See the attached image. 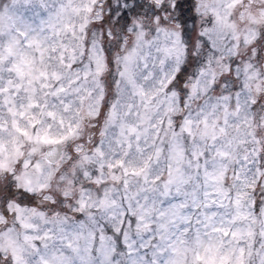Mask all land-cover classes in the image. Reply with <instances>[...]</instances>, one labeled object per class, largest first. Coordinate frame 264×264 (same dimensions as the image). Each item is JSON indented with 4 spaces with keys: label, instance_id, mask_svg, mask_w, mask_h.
<instances>
[{
    "label": "snow or ice",
    "instance_id": "obj_1",
    "mask_svg": "<svg viewBox=\"0 0 264 264\" xmlns=\"http://www.w3.org/2000/svg\"><path fill=\"white\" fill-rule=\"evenodd\" d=\"M0 264H264V0H0Z\"/></svg>",
    "mask_w": 264,
    "mask_h": 264
}]
</instances>
